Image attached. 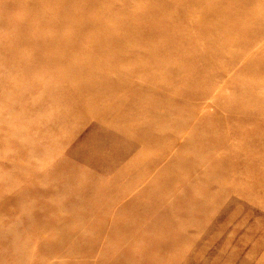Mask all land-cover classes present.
Segmentation results:
<instances>
[{
  "label": "rangeland",
  "instance_id": "1",
  "mask_svg": "<svg viewBox=\"0 0 264 264\" xmlns=\"http://www.w3.org/2000/svg\"><path fill=\"white\" fill-rule=\"evenodd\" d=\"M0 264H264V0H0Z\"/></svg>",
  "mask_w": 264,
  "mask_h": 264
}]
</instances>
